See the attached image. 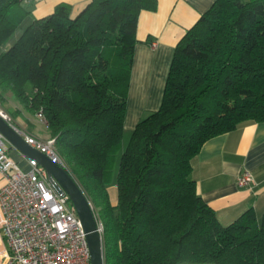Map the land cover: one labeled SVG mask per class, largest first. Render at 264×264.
Segmentation results:
<instances>
[{
	"label": "trees",
	"instance_id": "1",
	"mask_svg": "<svg viewBox=\"0 0 264 264\" xmlns=\"http://www.w3.org/2000/svg\"><path fill=\"white\" fill-rule=\"evenodd\" d=\"M34 1L0 0V100L8 112L11 93L45 115L104 223L105 264H264V213L223 224L192 176L207 140L264 121V0H216L202 14L176 46L160 108L120 159L139 15L158 0H90L76 16L61 3L33 20Z\"/></svg>",
	"mask_w": 264,
	"mask_h": 264
},
{
	"label": "crops",
	"instance_id": "2",
	"mask_svg": "<svg viewBox=\"0 0 264 264\" xmlns=\"http://www.w3.org/2000/svg\"><path fill=\"white\" fill-rule=\"evenodd\" d=\"M89 1L35 0L31 19L52 14L61 3L70 4L72 15L76 16ZM215 1L158 0L157 9L141 11L124 137L141 119L160 108L176 46ZM4 105L21 129L38 137H50L47 126L11 93L6 94ZM8 145L11 156L21 161L24 155ZM245 170L254 175L255 182L250 187L238 184V178ZM192 176L199 194L215 209L223 224L232 223L251 208L261 218L264 213V121H245L232 131L207 140L193 160ZM4 184L5 177L0 172V189ZM115 188L116 182L108 186L112 205L118 200L116 195L113 196ZM112 197L116 202L111 200ZM8 249L0 210V252L5 253Z\"/></svg>",
	"mask_w": 264,
	"mask_h": 264
},
{
	"label": "built area",
	"instance_id": "3",
	"mask_svg": "<svg viewBox=\"0 0 264 264\" xmlns=\"http://www.w3.org/2000/svg\"><path fill=\"white\" fill-rule=\"evenodd\" d=\"M0 115L29 144L66 169L55 137L42 138L19 128L1 100ZM37 117L46 123L42 112ZM24 157L26 168L11 156L8 141L0 133V172L5 177L0 189V210L9 247L7 252H0V264H92L87 233L69 195L55 189L46 169L36 159ZM254 182L250 170L238 178L241 187H250ZM94 214L103 241L104 223L95 210Z\"/></svg>",
	"mask_w": 264,
	"mask_h": 264
},
{
	"label": "water",
	"instance_id": "4",
	"mask_svg": "<svg viewBox=\"0 0 264 264\" xmlns=\"http://www.w3.org/2000/svg\"><path fill=\"white\" fill-rule=\"evenodd\" d=\"M0 133L11 147L23 155L36 159L47 171L48 180L59 192L65 191L80 217L87 233L92 264H105L104 246L90 200L80 184L60 164L51 160L45 153L29 144L19 131L0 115Z\"/></svg>",
	"mask_w": 264,
	"mask_h": 264
},
{
	"label": "rangeland",
	"instance_id": "5",
	"mask_svg": "<svg viewBox=\"0 0 264 264\" xmlns=\"http://www.w3.org/2000/svg\"><path fill=\"white\" fill-rule=\"evenodd\" d=\"M28 25V23L27 22H24L22 25H21V27H19L18 28V30L15 32V34H14V36L12 37V39L7 43V45H6V48H9L12 44H14L17 40H18V38H19V36H20V34H21V32H22V30L26 27ZM12 119H13V121H14V124L15 125H17L19 128H22L16 121H15V119L12 117ZM131 134H132V132L131 133H126L125 134V137H124V139H123V145H122V150H121V153L119 154V157H118V159H120V157H121V154H122V151L125 149V147L128 145V142H129V139H130V137H131ZM46 138V137H45ZM21 165L24 167V168H26V166H27V163H26V158L24 157L21 161ZM111 176L114 178V177H116V174H117V168L115 167L113 170H112V172H111ZM114 195H116V197H118L117 195H118V191H117V189L115 188V190H114V194H113V196ZM98 199H100L101 200V198H98ZM94 200V199H93ZM98 200L97 202H98V207H99V209H100V211H102V214L103 215H105V209H104V207H105V203L101 200ZM113 202H116V200L115 199H113V197H112V199H111ZM95 202V201H94Z\"/></svg>",
	"mask_w": 264,
	"mask_h": 264
}]
</instances>
